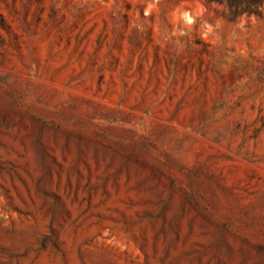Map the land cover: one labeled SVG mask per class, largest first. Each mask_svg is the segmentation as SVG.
Wrapping results in <instances>:
<instances>
[{
	"label": "rangeland",
	"instance_id": "1",
	"mask_svg": "<svg viewBox=\"0 0 264 264\" xmlns=\"http://www.w3.org/2000/svg\"><path fill=\"white\" fill-rule=\"evenodd\" d=\"M151 2L0 0V264H264V0Z\"/></svg>",
	"mask_w": 264,
	"mask_h": 264
},
{
	"label": "clouds",
	"instance_id": "2",
	"mask_svg": "<svg viewBox=\"0 0 264 264\" xmlns=\"http://www.w3.org/2000/svg\"><path fill=\"white\" fill-rule=\"evenodd\" d=\"M158 3H159V0H153V2L147 4V6L144 9V13H143L144 17L150 16L154 10L158 11L156 7ZM205 11L206 9L202 5L197 8L195 14H193L192 12L184 11L179 7L174 9L172 13L173 18H174V24L176 25L178 20L183 21V25L187 28V31L181 30L179 31V33H177L176 28H175L172 35H175L177 37L188 35L192 31V26L195 24L197 18L202 17ZM177 12L180 13L179 16L176 15ZM245 16H248V15L247 14L241 15V21H240V24L238 25V27L241 28L242 30L244 29V24L246 23V21H244L243 19V17ZM254 18L255 17L253 16V19ZM133 26L136 27L141 32L145 30L143 24H138V25H133ZM220 26L221 25L219 21L217 22L216 25H212V24H209L207 21H204L201 24V29H202L201 38L206 39L208 36H210V34L214 35L215 34L214 29H218Z\"/></svg>",
	"mask_w": 264,
	"mask_h": 264
}]
</instances>
